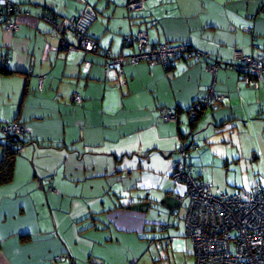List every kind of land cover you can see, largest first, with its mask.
Instances as JSON below:
<instances>
[{
	"label": "crops",
	"instance_id": "crops-1",
	"mask_svg": "<svg viewBox=\"0 0 264 264\" xmlns=\"http://www.w3.org/2000/svg\"><path fill=\"white\" fill-rule=\"evenodd\" d=\"M14 1L29 13L17 16L16 32L0 21V124H23L26 149L13 178L0 184V264H147L154 255L142 250L147 238L151 245L161 241L167 255L176 241L195 254L181 222L188 200L178 197L186 184L172 177L176 149L189 131L187 109L214 89L222 104L208 119L211 129L261 127L264 87L226 66L206 70L205 60L178 59L171 68L131 64L134 47L126 38L145 30L151 43L189 42L224 64L236 48L264 58V1L144 0V9L130 11L128 0H87L98 12L90 34L100 44L88 53L61 49L44 18L76 15L81 0ZM106 53L123 58L122 81L107 76ZM163 107L179 110V121L162 120ZM233 141L223 139L226 151L213 153L211 168L202 153L190 158L197 176L213 177L214 192L236 190L223 188L212 168L244 178L251 159L264 153L251 155ZM145 205L147 215L140 213ZM136 230L143 241H123L122 232Z\"/></svg>",
	"mask_w": 264,
	"mask_h": 264
},
{
	"label": "built area",
	"instance_id": "built-area-1",
	"mask_svg": "<svg viewBox=\"0 0 264 264\" xmlns=\"http://www.w3.org/2000/svg\"><path fill=\"white\" fill-rule=\"evenodd\" d=\"M84 8L76 15L61 21L52 15L44 18L52 24V30L60 35V48L72 53L75 51L94 52L100 49L99 40L90 34L92 24L97 20L96 9L87 1L81 0ZM129 10H139L144 7V0H128ZM26 13L14 0H1L0 21L16 32L19 29L17 16ZM72 40H70V38ZM127 42L137 47L128 60L132 64L148 61L152 64L169 65L174 59L186 56L199 58L204 55L189 47L187 43H151L148 33L139 30L136 35L127 36ZM105 68L107 76L112 73L122 81L121 71L123 58L106 53ZM86 67L90 62H85ZM3 56L0 53V66ZM223 65V64H222ZM221 66L214 63L207 67L216 71ZM226 67L241 73L247 84L257 85L264 81V59L252 54H246L243 49L236 48L234 61L225 64ZM46 75L39 76L38 89L42 90ZM220 96L211 89L206 99L198 101L189 109V114L195 118L204 108L215 107ZM74 101L80 103L82 96L74 94ZM162 118L166 121H177L179 115L172 109L162 108ZM24 132L20 122L0 124V144L12 147L18 142ZM26 145L19 141L17 153L25 151ZM180 158L173 162L172 176L175 180L185 182L187 189L180 200L187 202L186 236L194 244L196 264H264V187L257 181L252 192L238 191L226 193L221 189L212 190L211 184L194 176L191 167L187 165L188 151L184 143L178 149ZM132 264H138L134 261Z\"/></svg>",
	"mask_w": 264,
	"mask_h": 264
},
{
	"label": "rangeland",
	"instance_id": "rangeland-1",
	"mask_svg": "<svg viewBox=\"0 0 264 264\" xmlns=\"http://www.w3.org/2000/svg\"><path fill=\"white\" fill-rule=\"evenodd\" d=\"M215 112L216 111H213L212 109L206 110V114L204 113L205 115L200 118L199 121H197L196 126L193 128L194 130H192L193 138H195L194 143L198 145V148H194L191 150V157H193L192 160L194 162L196 159L195 157L198 156V154L202 153L203 163L209 164V167L211 168V165L213 164V153L218 151H220V153H224L226 151L222 143L223 139H227L229 141L234 140L233 142H235L239 146L242 145L248 152H250L251 155L253 153V150L261 151V149H264L262 148V146L264 145V126H262L263 124H261V127L256 126L254 128H251L243 127L241 124L234 123V125L227 126V128L224 127V129L218 133V129L214 130V125L212 126V129L210 128V123L208 121V119L211 118ZM191 129L192 128L189 126L188 132H190ZM207 138L209 139V143L212 142L213 144L210 145L209 143H206L205 140ZM185 142L186 144H189L191 142V139H186ZM261 154L262 155L259 159H251L249 163L250 169L248 171H245L244 178L233 177V171L227 172L226 168L223 167L221 169L212 168V171L213 169L216 171L212 174L217 181L224 182L225 185L223 186V188H228L229 191H237L239 189L245 188L246 190H248L251 188L252 182L255 179L260 180L264 184V153L261 152ZM249 158L251 157L249 156ZM214 164L217 166L219 162L217 161V163ZM212 178V176H207L206 179L203 180L211 183L210 179ZM174 181L177 180L174 179ZM218 189L221 188L218 187L217 190ZM148 208L149 205H145L144 209H142L140 213L147 215ZM181 222H185L186 225V221L184 219H182ZM168 224L171 225L170 223ZM146 226H148L149 229H151L152 227L151 224ZM165 232H168V230ZM142 234L143 233H140V231L138 230L129 233L122 232V239L123 241L131 240L136 242L138 238V241H143V239L140 238ZM144 241L146 242L144 243L145 245L142 250L154 254L150 256V258L148 259L149 262L147 264H196L195 254H191V248L188 249L185 243L180 244L178 241L174 242L172 247L169 249L170 255H167L166 253H163L164 247L162 249L159 248L161 250L159 251L158 248H156L157 243L155 245L153 244V246L150 244L148 238ZM180 245L182 247H180ZM137 248L140 249V245H138ZM122 249V251H124V248Z\"/></svg>",
	"mask_w": 264,
	"mask_h": 264
},
{
	"label": "trees",
	"instance_id": "trees-1",
	"mask_svg": "<svg viewBox=\"0 0 264 264\" xmlns=\"http://www.w3.org/2000/svg\"><path fill=\"white\" fill-rule=\"evenodd\" d=\"M262 1H264V0H262ZM89 3H90V2H89ZM90 4H91V3H90ZM91 5H92V4H91ZM92 6L95 8L94 5H92ZM95 9H96V8H95ZM142 9H144V8H142ZM142 9H139V10H136V11H140V10H142ZM130 11H133V10H130ZM96 12H97V10H96ZM46 14H48V13H46ZM46 14H45V15H46ZM49 15H50V14H49ZM97 18H98V12H97ZM136 34H137V33H135V34L132 33V35H136ZM126 43H127L128 45L134 47V51H133V52H136V51H137V47H135V45H131V44H129V43L127 42V38H126ZM159 43H164V42H159ZM166 43H169V42H166ZM170 43H171V42H170ZM176 43H187V44L189 45V47H191L192 49L197 50V51H201V52L204 54V55H201L199 58H188V57H186V56H183V57L178 58V59L191 60V61H195V62H198V61H200V60H205V61H206V64H205V69H206V70H208V69H207L208 66L213 65L214 63H220L221 66H220L219 68H221L222 66H225V64L222 63L219 59L215 58L214 56H212L210 53H208V52H206V51H203V50H201V49H199V48L194 47V46H193L191 43H189V42H185V41H183V42H176ZM172 44H173V43H172ZM94 52H97V51H94ZM86 53H88V52H86ZM246 54H247V53H246ZM113 56H117V55H113ZM129 56H130V55H129ZM129 56H128V58H129ZM128 58H127V61H128L129 63H131V62L128 60ZM260 58H262V57H260ZM178 59H174V60H173L169 65H167L166 67H167V68H171V66L173 65V62L176 61V60H178ZM263 59H264V58H263ZM233 61H234V60H233ZM233 61H232V62H233ZM89 62H90V61H89ZM90 63H91V62H90ZM131 64H132V63H131ZM222 64H223V65H222ZM90 65H91V64H90ZM162 65H163V64H162ZM219 68H218V69H219ZM228 68H229V67H228ZM229 69H232V68H229ZM232 70H235V69H232ZM235 71H237V70H235ZM237 72H238V74L240 75V77H241V79H242L241 73H240L239 71H237ZM242 80H243V79H242ZM245 83H246V82H245ZM249 85H252V84H249ZM252 86H255V87H257V88H259L260 86L264 87V81H263V80H260V81L258 82L257 85H252ZM43 88H44V86H43ZM42 90H43V89H42ZM209 92H210V91H209ZM208 95H209V93L206 94L205 96L199 98V99H196V100L193 101V103L188 107L187 112H188V115H189V125H190V127H191L192 129H191L190 132H187V133L184 135V136L186 137V139H190V138L193 139V131H192V130H194L193 128L196 126L197 121H199V119L204 115V113H205L206 110L212 109L213 111H215V109H218V108L221 106V104H222V100H221V101H217L216 104H215V107H213V108H207V109L204 108L205 110H202V111L200 112V114H198L195 118H192V117L190 116V114H189V109H190V107L193 106V105H194L195 103H197L198 101H202V100L206 99V98L208 97ZM164 108L172 109L174 112H176L178 115H180L179 110L173 109V108H171V107H163V109H164ZM160 117L162 118V114H161V113H160ZM162 120H164V119L162 118ZM164 121H166V120H164ZM178 121H179V118H178L177 121H174V122H178ZM19 141H20V142L22 141V142L26 145V141L23 139V137H22V135H21L20 138H19V140H18V142L13 143L12 147H4V148H3L2 157L0 158V184L6 183V182L10 181V180L13 178L15 161H16V157H17V155H18V153H17V145H18ZM182 143L185 144L186 149H187V151H188V157H187V159H186V162H187V165L191 167V172H192V174H193L194 176L200 178L202 181H204L202 177L197 176V175L194 173V166H193V164H192L191 161H190V158H191V150L194 149V148H198V145H196V144L194 143V139L191 140V142H190L189 144H186V142H185V138H182L181 141H180V143H179V145H178V147H177V149H176L177 152H178V149H179V147H180V145H181ZM178 154H179V158H180L181 154H180L179 152H178ZM179 158H178V159H179ZM172 177H173V176H172ZM177 181H178V182H181V183H185V182H183V181H179V180H177ZM257 181H259V182L262 184V186L264 187V184H263L260 180L255 179V180L252 182L251 188L248 189V190H246V189H239V190L234 191V192H226V193L231 194V193H235V192H238V191L252 192V191L254 190V189H253V188H254V183L257 182ZM204 182H206V181H204ZM208 183H209V182H208ZM210 184H211V183H210ZM211 187H212V184H211ZM212 190H213V189H212ZM222 191H223V190H222ZM224 192H225V191H224ZM157 245H158V248L161 247L162 242H161V241L158 242ZM193 245H194V244H193ZM137 263H138V262H137Z\"/></svg>",
	"mask_w": 264,
	"mask_h": 264
}]
</instances>
